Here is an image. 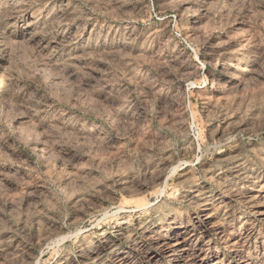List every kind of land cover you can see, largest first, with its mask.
I'll return each instance as SVG.
<instances>
[{
	"label": "rangeland",
	"instance_id": "1",
	"mask_svg": "<svg viewBox=\"0 0 264 264\" xmlns=\"http://www.w3.org/2000/svg\"><path fill=\"white\" fill-rule=\"evenodd\" d=\"M0 264H264V0H0Z\"/></svg>",
	"mask_w": 264,
	"mask_h": 264
},
{
	"label": "bare ground",
	"instance_id": "2",
	"mask_svg": "<svg viewBox=\"0 0 264 264\" xmlns=\"http://www.w3.org/2000/svg\"><path fill=\"white\" fill-rule=\"evenodd\" d=\"M162 247V246H161ZM172 248V247H171ZM176 248V247H175ZM176 257V256H175Z\"/></svg>",
	"mask_w": 264,
	"mask_h": 264
}]
</instances>
